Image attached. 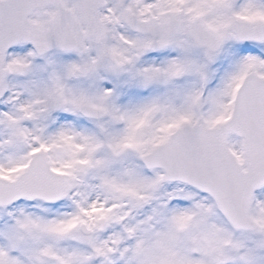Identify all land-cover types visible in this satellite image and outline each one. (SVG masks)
<instances>
[{"label": "snow or ice", "instance_id": "1", "mask_svg": "<svg viewBox=\"0 0 264 264\" xmlns=\"http://www.w3.org/2000/svg\"><path fill=\"white\" fill-rule=\"evenodd\" d=\"M0 264H264V0H0Z\"/></svg>", "mask_w": 264, "mask_h": 264}]
</instances>
